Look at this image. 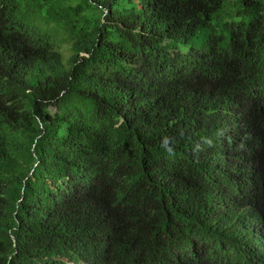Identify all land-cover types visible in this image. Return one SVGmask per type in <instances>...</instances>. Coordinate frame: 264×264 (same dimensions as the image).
<instances>
[{
  "label": "trees",
  "instance_id": "trees-1",
  "mask_svg": "<svg viewBox=\"0 0 264 264\" xmlns=\"http://www.w3.org/2000/svg\"><path fill=\"white\" fill-rule=\"evenodd\" d=\"M0 264H264V0H0Z\"/></svg>",
  "mask_w": 264,
  "mask_h": 264
}]
</instances>
